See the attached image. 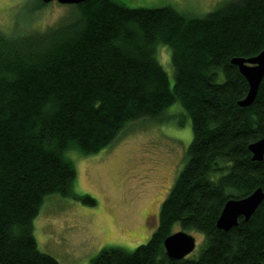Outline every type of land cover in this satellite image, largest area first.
I'll return each mask as SVG.
<instances>
[{
	"label": "trees",
	"instance_id": "1",
	"mask_svg": "<svg viewBox=\"0 0 264 264\" xmlns=\"http://www.w3.org/2000/svg\"><path fill=\"white\" fill-rule=\"evenodd\" d=\"M71 6L57 27L0 31V264H59L38 249L33 219L45 197L70 195L67 152L95 154L135 121L168 119L174 102L191 120V140L155 230L130 252L102 249L92 264H264V199L248 221L215 225L228 199L264 193V159L247 148L264 138V75L253 102L240 106L248 86L230 63L264 50V0L203 15L125 0ZM179 230L202 235L197 255L167 258L163 240Z\"/></svg>",
	"mask_w": 264,
	"mask_h": 264
},
{
	"label": "rangeland",
	"instance_id": "2",
	"mask_svg": "<svg viewBox=\"0 0 264 264\" xmlns=\"http://www.w3.org/2000/svg\"><path fill=\"white\" fill-rule=\"evenodd\" d=\"M228 1L232 0H125V5H170L187 14L203 15ZM73 11L71 4L56 0H0V31L16 35L54 28ZM158 56L172 85L167 49L159 48ZM167 110L168 119L164 115L161 121H135L95 154L67 152L75 179L70 195L45 197L34 217L33 235L39 250L59 264H92L104 248L130 252L149 240L191 140V120L180 104L174 102ZM83 196H89L93 204L83 202ZM188 233L195 237L189 254L195 256L202 235Z\"/></svg>",
	"mask_w": 264,
	"mask_h": 264
},
{
	"label": "water",
	"instance_id": "3",
	"mask_svg": "<svg viewBox=\"0 0 264 264\" xmlns=\"http://www.w3.org/2000/svg\"><path fill=\"white\" fill-rule=\"evenodd\" d=\"M47 3L53 0H41ZM61 4H79L85 0H56ZM230 63L237 67L239 73L246 80L248 89L244 98L238 101V105H250L257 93L259 83L264 75V50L249 58L234 57ZM248 151L253 161L264 159V138L248 145ZM264 193L260 187L252 193L240 199H228L223 205L216 220V228L228 231L237 225L238 219L248 221L258 208ZM195 248V237L188 232L179 230L163 240V249L169 259L179 260L187 257Z\"/></svg>",
	"mask_w": 264,
	"mask_h": 264
},
{
	"label": "bare ground",
	"instance_id": "4",
	"mask_svg": "<svg viewBox=\"0 0 264 264\" xmlns=\"http://www.w3.org/2000/svg\"><path fill=\"white\" fill-rule=\"evenodd\" d=\"M245 107V106H244Z\"/></svg>",
	"mask_w": 264,
	"mask_h": 264
}]
</instances>
